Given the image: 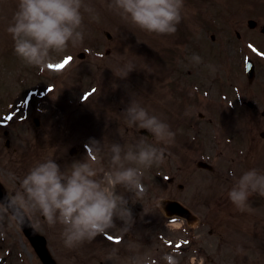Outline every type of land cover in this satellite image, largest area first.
I'll use <instances>...</instances> for the list:
<instances>
[{
  "label": "rangeland",
  "instance_id": "1",
  "mask_svg": "<svg viewBox=\"0 0 264 264\" xmlns=\"http://www.w3.org/2000/svg\"><path fill=\"white\" fill-rule=\"evenodd\" d=\"M251 1L252 4L238 11V17L232 18L235 13L231 12V4L227 0L196 1L200 6L195 0H184L180 23L184 24V29L175 35L159 36L141 30L129 19L109 9L108 0H84L91 8V11L81 9L85 36L82 44L74 48L69 46L62 54L68 64L59 69L58 66L65 61L61 60L58 66L35 67L31 72L32 66L13 55V40L6 31L18 0H0V102L4 105L0 117L13 111L10 105L15 107L13 114L17 117L0 127V187L6 190L7 195L19 190L20 182L28 170L40 162V155L44 152L46 158L55 152L56 162L67 174L74 161L85 158L91 162L86 154L89 141L93 139L103 143L104 150L100 156L109 159L108 148L112 143H119L127 151L143 139L146 145L163 151V161L148 168V197L152 202L148 201L147 217L144 210L138 213L139 208L146 207L143 199L134 193L131 195L125 188H115L118 195L130 201L134 220L127 232L119 231L122 226L119 220L116 221L117 228L107 231L112 236H124L120 246L111 244L110 248L108 242L99 237L100 240L91 241L88 248L84 242L68 249L63 244L61 226L50 228L38 213L28 216L37 231L48 234L51 249L61 264H128L129 257L134 255L151 257V264H167L163 259L165 255H174L178 264H264V257L261 258L264 255V221L257 216L244 215L228 198L231 185L226 176L230 177L231 173L235 177L232 179L236 180L245 172L243 159L248 146H242L240 142V138L244 140L241 120L229 118L228 108L222 105L228 96L226 92L221 96L220 87L215 83L219 75L218 84L226 87L231 84L238 88L242 81L231 80L229 74L236 73L243 66L245 55L254 58V52L247 48L246 43L234 47L231 41V34L239 24L234 19L244 20L248 15H254L264 21V13L256 10L264 6V0ZM199 7L202 14H208L205 19L196 16ZM248 10L255 12L251 14ZM105 32L111 34L110 42L106 41ZM210 36H214V41ZM260 37L259 41H263L264 37ZM106 49L109 50L107 55ZM168 50L173 53L172 69L165 65L171 58L165 57ZM242 51L246 54L240 55ZM81 53L84 54L83 59L78 58ZM53 55L60 59L59 55ZM194 55L201 57V62L194 61ZM157 57L163 58L164 64ZM129 62L135 66L134 70L126 78H119L116 73ZM227 62L229 66H226ZM213 63L222 66L216 70L218 64L210 65ZM20 80L27 83L26 90L42 91L48 85L41 94L46 93L45 97L34 96L35 107H26L25 94L17 85ZM147 83L148 88L145 87ZM78 88L81 89L74 93ZM176 88L180 93L181 89L189 92L186 98H178L177 91L172 90ZM72 95L75 98L71 99ZM8 100L11 104L6 103ZM132 103L140 104L150 115L167 123L175 133L174 142H157L153 135L147 141L137 134L141 128L130 127L124 114V109ZM20 109L23 110L20 112ZM198 113L206 116L198 127H194ZM35 119L39 120L37 128ZM209 120L211 122L207 124ZM186 123L190 125L188 130L183 129ZM255 128V123L249 125L250 135L256 134ZM5 131L8 132L7 137L4 136ZM111 131L116 135L109 134ZM6 140L9 147L5 146ZM72 148L79 150V154L70 156ZM109 159L103 165L97 161V166L111 168ZM199 160L221 167L215 166L212 173H198L195 164ZM215 160L221 162L216 163ZM142 171V178L146 179L145 170ZM172 177L174 186H167L166 180ZM184 182H187L185 190L179 193L176 185ZM173 195L193 208L201 219L200 228L180 230L170 227L173 229L170 231L165 227L169 220L158 205L160 200ZM147 220L148 230H144ZM5 223L12 235L11 241L18 246L22 238L10 219ZM178 239L192 242L194 239V244L190 243L175 253V247L168 246L167 242L174 244ZM136 240L148 244L141 247L133 244ZM26 247L31 251L27 244ZM113 250L118 251L119 259L108 262L110 255L107 253ZM26 256L30 257L31 264L32 260L37 264L33 254L31 257L26 252Z\"/></svg>",
  "mask_w": 264,
  "mask_h": 264
},
{
  "label": "clouds",
  "instance_id": "2",
  "mask_svg": "<svg viewBox=\"0 0 264 264\" xmlns=\"http://www.w3.org/2000/svg\"><path fill=\"white\" fill-rule=\"evenodd\" d=\"M107 7L143 31L171 36L183 19L184 0H108ZM81 9L91 11L84 0H18L6 29L12 37L15 55L37 69L59 64L69 46L74 48L83 43ZM192 59L201 62L198 55ZM134 68L129 62L116 75L124 79ZM124 114L130 127L147 130L157 142H174L175 133L170 126L150 115L140 104H130ZM103 150L101 141L90 140L86 156L91 162L85 158L74 161L67 174L52 157L32 166L20 182L19 190L0 198V239L6 236L2 230L6 220L23 226L28 216L37 213L50 228L61 226L63 244L68 249L117 228V220L122 225L119 231L127 232L134 223L132 209L128 199L118 195L115 188L123 186L141 198L146 191L142 185V169L162 162L163 151L146 145L143 139L127 151L119 143H112L108 148L111 168L106 170L97 166V158ZM126 163L138 167H128ZM253 194L264 196V173L255 168L235 180L228 198L243 211L249 207ZM109 255L113 260L119 259L117 250ZM163 259L167 264H178L174 255H165ZM128 264H151V257L134 255L129 257Z\"/></svg>",
  "mask_w": 264,
  "mask_h": 264
},
{
  "label": "flooded vegetation",
  "instance_id": "3",
  "mask_svg": "<svg viewBox=\"0 0 264 264\" xmlns=\"http://www.w3.org/2000/svg\"><path fill=\"white\" fill-rule=\"evenodd\" d=\"M258 90L264 93V84H259V85L255 86L252 90H251V88H247V90H243L242 91L243 98H241L238 101V109L239 110H237V108H236L235 111L231 112V114L234 115L235 118H239V117L251 118L250 122H249V120L248 121H242V125L246 126L247 129H249V125H251V123H255V126H256L255 130L258 128H263V126H264V123H262L260 120L254 119V118H258V114H260L261 117H263V119H264V103L260 104L259 110L255 104H254V106H253V104H251V106H246V103L252 102L251 99H253V98H255L254 100L257 101L255 91H258ZM262 132H264V129H261L259 131V135ZM249 144L252 147L248 149V154L254 153V151L256 150V146L258 144H256V142H254L252 139L249 140ZM226 179L228 180L229 184L231 185L230 186V189H231V187L233 186V181L230 180L229 176H226ZM171 184H173V181ZM145 186H146L145 187L146 191L144 193V198H145L146 207H147V208L145 207V210L148 212V168H146V184H145ZM177 188H179V187H177ZM180 189L181 188H179V190ZM255 195H258V194H255ZM147 228H148V224H147Z\"/></svg>",
  "mask_w": 264,
  "mask_h": 264
},
{
  "label": "water",
  "instance_id": "4",
  "mask_svg": "<svg viewBox=\"0 0 264 264\" xmlns=\"http://www.w3.org/2000/svg\"><path fill=\"white\" fill-rule=\"evenodd\" d=\"M167 204V203H166ZM174 206H177L176 204H173ZM172 208V207H171ZM183 213H180V215H186V214H188L186 211H182ZM186 213V214H185ZM188 216H189V214H188Z\"/></svg>",
  "mask_w": 264,
  "mask_h": 264
},
{
  "label": "snow or ice",
  "instance_id": "5",
  "mask_svg": "<svg viewBox=\"0 0 264 264\" xmlns=\"http://www.w3.org/2000/svg\"><path fill=\"white\" fill-rule=\"evenodd\" d=\"M68 61L67 60H65L64 61V63L66 64ZM64 65L63 64H61V65H59L58 67H63ZM111 239V238H110Z\"/></svg>",
  "mask_w": 264,
  "mask_h": 264
}]
</instances>
